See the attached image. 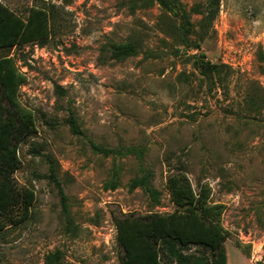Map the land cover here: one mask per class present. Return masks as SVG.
Segmentation results:
<instances>
[{"label": "rangeland", "instance_id": "374dc122", "mask_svg": "<svg viewBox=\"0 0 264 264\" xmlns=\"http://www.w3.org/2000/svg\"><path fill=\"white\" fill-rule=\"evenodd\" d=\"M0 1L23 19L32 6L50 14L42 45L0 49L25 71L18 94L36 128L19 144L13 174L34 191V201L26 220L0 229V264H43L51 252L56 264H120L115 222L130 214L161 217L156 229L218 242L208 225L171 215L166 178L177 171L222 204L216 264H264V0H216L206 20L210 0H180L190 41L198 44L189 49L164 31L181 17L165 15L157 3L131 9L130 0ZM121 44L135 53L114 57L113 45ZM193 53L229 65L230 73L215 85L201 81ZM245 92L258 109H245ZM71 113L83 135L71 130ZM90 141L122 153L104 156ZM128 147L140 149L141 159ZM141 164L159 193L157 205L129 187ZM51 172L67 197L68 217ZM166 233L152 239L153 251ZM196 250L190 243L184 251Z\"/></svg>", "mask_w": 264, "mask_h": 264}, {"label": "trees", "instance_id": "16d2710c", "mask_svg": "<svg viewBox=\"0 0 264 264\" xmlns=\"http://www.w3.org/2000/svg\"><path fill=\"white\" fill-rule=\"evenodd\" d=\"M65 2H67L65 0ZM157 3L164 14L176 12L180 16L179 24H167L165 33L176 45L185 49L197 47L190 41L191 28L189 14L181 6L180 0H130L129 7L134 9L139 6H147ZM216 0H210L206 9L204 19H211L215 13L213 5ZM50 33V14L43 8L29 7L25 19L11 10L0 1V49L20 47L26 43L37 42L41 45L46 41ZM132 44L113 45L114 57L120 58L135 53ZM178 51V50H176ZM193 64L199 69L201 81L208 80L215 85L230 73V67L224 63H211L205 59L204 54H191ZM25 81V71L17 63L14 55L6 54L0 56V229L7 225L19 224L26 220L30 214V208L34 201V191L27 187L19 186L14 180L13 174L20 165L18 153L19 144L26 136L35 132V122L32 111L25 107L19 99L18 90ZM245 109L251 111L258 109L259 102L255 95L245 92L243 95ZM67 122L71 130L83 135L75 117L71 113ZM90 147L94 152L104 156L119 153L120 150L100 146L90 141ZM126 153L135 154L141 159V150L135 147L126 148ZM142 173L134 177L129 183L130 189L140 187L149 197L150 201L159 204V193L151 185L150 173L141 164ZM50 179L57 187V193L63 214L68 217L67 197L64 194L60 181L53 172L49 174ZM113 181V179L111 180ZM166 188L169 192L170 201L175 208V213L195 219L198 223H204L218 234L223 232L220 224L222 204L209 200V187L200 185L194 190L184 172H175L167 176ZM154 217L141 218L137 215H125L116 219L117 239L122 247L120 264H216L214 260V248L218 242H204L191 239L179 229H156ZM155 227L150 230V225ZM163 234L157 244V250H152L151 241L160 232ZM177 234V235H173ZM182 238L197 240L198 242H182ZM190 243H194L197 250L186 253ZM215 243V244H214ZM211 245L213 247V254ZM219 245V243H218ZM158 254V255H156ZM58 254L49 253L45 256L43 264H56Z\"/></svg>", "mask_w": 264, "mask_h": 264}]
</instances>
